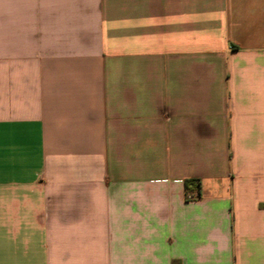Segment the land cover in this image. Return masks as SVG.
<instances>
[{"label": "crops", "instance_id": "crops-1", "mask_svg": "<svg viewBox=\"0 0 264 264\" xmlns=\"http://www.w3.org/2000/svg\"><path fill=\"white\" fill-rule=\"evenodd\" d=\"M0 264H264V0H0Z\"/></svg>", "mask_w": 264, "mask_h": 264}, {"label": "trees", "instance_id": "trees-1", "mask_svg": "<svg viewBox=\"0 0 264 264\" xmlns=\"http://www.w3.org/2000/svg\"><path fill=\"white\" fill-rule=\"evenodd\" d=\"M184 185L188 198L201 197V180L199 178H188L185 180Z\"/></svg>", "mask_w": 264, "mask_h": 264}]
</instances>
